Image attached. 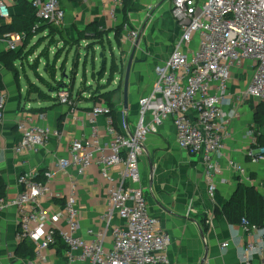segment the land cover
I'll list each match as a JSON object with an SVG mask.
<instances>
[{"label":"crops","instance_id":"1","mask_svg":"<svg viewBox=\"0 0 264 264\" xmlns=\"http://www.w3.org/2000/svg\"><path fill=\"white\" fill-rule=\"evenodd\" d=\"M131 1L142 10L130 12L123 0H61L65 21L61 28H56L64 32L65 38L49 25H42L31 33L25 32L26 4L30 5V0L13 3L10 19H0V75L4 86L0 92L7 97L5 121L0 134L1 193L8 202H13L24 190L17 182L19 176L55 172L50 183L51 193L43 200L44 208L50 216L62 211L67 198L75 190L82 213L80 235L88 237L87 231H104L108 247L112 245L113 229L121 224L117 217L111 224L105 218L109 212V190L112 185L102 179L97 165L84 174L75 169H69L64 174L58 172L57 165L61 159L68 157L74 141L89 140L94 133L103 146L111 141L112 136L108 131L110 115H93L94 108L102 106L98 105L100 102L105 107L106 100L113 104L116 132L124 135L135 132L139 122V101L151 93L158 79V68L165 66L181 37L180 27L172 14L173 0ZM197 1L201 4L206 0ZM125 16L128 17L125 27L140 34L135 41L129 38L125 27L121 40L117 39ZM92 25H97L96 31ZM20 36H25L16 51L21 58L6 66L2 55L10 52L7 40ZM47 36L57 37L55 47L58 49L68 47L70 51L66 54L72 59L78 54L87 58L96 51L101 53V60L107 61L106 47L117 53L111 63L109 59L106 62L102 79L98 77L96 80L93 76L88 81L85 77L77 85L75 72L70 87V79L62 74L65 79L62 87L76 98L73 111L59 102V91L44 90L43 85L34 82L24 69V55L21 53H27ZM101 38L104 42L100 41ZM18 61L22 62V74ZM113 67H116L114 71ZM72 68L69 69L72 71ZM128 69L126 108L124 86ZM241 76L243 73L240 70L232 73L230 109L235 106L237 95L244 90ZM99 82L102 88L98 93L80 89L83 85L87 87ZM103 95L104 99L99 97ZM255 108L256 104L251 102L237 104L232 113L229 138L225 141L222 154L216 158L221 172L215 176L217 191L214 198L208 193L201 157L192 156L179 148L171 119L165 120L157 132L147 135L139 159L141 188L151 215L160 220L161 228L169 237L168 259L171 264H245L248 244H257L259 234H250L242 224H231L223 216H216L241 183L255 188L264 197V162L253 163L249 157L256 138V130H253L257 114ZM24 121L51 132L48 143L37 154L18 155L15 152L19 142H16L17 136L21 138L17 126ZM146 123H151L150 116H147ZM262 131L260 134H264ZM234 165L243 167L250 181H244L241 174L232 169ZM122 170V167L113 169V178H119ZM18 223L17 207L10 206L0 211V264L65 263L66 248L62 241H57L45 252V263L37 260L35 250L32 256H27L23 242L16 241ZM58 226L66 228L65 222H60ZM253 253L249 256L253 263L264 261V254L260 251Z\"/></svg>","mask_w":264,"mask_h":264},{"label":"built area","instance_id":"2","mask_svg":"<svg viewBox=\"0 0 264 264\" xmlns=\"http://www.w3.org/2000/svg\"><path fill=\"white\" fill-rule=\"evenodd\" d=\"M19 1L0 0V19L9 20L11 6ZM30 3L38 19L33 31L47 24L63 26L65 11L61 0H30ZM172 14L181 37L165 66L158 68V79L151 93L139 101L135 132L132 135L116 132L110 118L108 131L112 139L108 144L101 145L96 133L89 140L74 141L68 157L57 165L58 172L64 174L69 169L84 174L97 165L102 179L112 185L105 218L108 224L116 217L121 221L112 231V245L107 246L104 231H87L88 237L80 235L82 213L75 190L63 210L50 216L43 200L51 193L53 171L43 173L41 179L40 173H25L17 180L24 190L15 201L0 197V211L17 207L16 241L32 243L38 261L45 263V252L60 240L66 248L64 264H171L169 237L161 228L160 220L150 213L139 171L147 135L157 132L167 119L175 126L179 148L201 157L209 196L215 197V176L221 172L216 158L222 154L229 138L236 105L248 99L264 103V0H206L201 4L197 0H173ZM139 35L128 30L131 40L135 41ZM24 38L8 39V50L16 52ZM247 65L254 71H247ZM234 70L249 75L250 80L230 109L229 86ZM57 98L61 104L75 110L76 98L69 90L60 89ZM6 103V95L0 92V134ZM109 113L104 106H97L93 111L95 117ZM147 116L151 118L150 124L146 123ZM17 128L21 135L15 147L18 155L37 154L51 136L49 129L27 121L19 123ZM249 157L253 163L264 162V147L252 149ZM117 167L123 170L119 178L114 179L112 170ZM232 169L237 170L244 181H250L243 167L234 165ZM60 222H65L66 228L59 227ZM242 225L248 233L259 234L257 244H248L245 255V264H257L249 256L256 251L264 254V232L246 220Z\"/></svg>","mask_w":264,"mask_h":264},{"label":"rangeland","instance_id":"3","mask_svg":"<svg viewBox=\"0 0 264 264\" xmlns=\"http://www.w3.org/2000/svg\"><path fill=\"white\" fill-rule=\"evenodd\" d=\"M56 40V36H47L45 38H42L38 43L34 44L27 53H21L24 55V57L22 56L25 67L24 69L27 70L28 75H31L33 81H36L39 86L43 85L44 87L42 86V88L46 91L53 90L58 92L59 89L65 85V79L62 78L63 73L64 76H66L65 78L70 79V87L74 79L73 76L75 75V72H77V85H79L81 79L85 77L88 81L92 80L93 76L96 80L98 79V77L100 79L104 78L106 72V62H108L109 59L111 63L117 54L114 49L110 50L108 47H106L105 53L107 55V61L101 60L99 56L101 53H98L96 51H94L93 54L88 56L87 58L83 54L80 56L78 53H76L78 54L76 55L77 57L75 56L72 59V57H69L66 54V52L70 51V49L68 50V47L64 46L60 49L55 47ZM100 41L102 42L103 39L101 38ZM52 47H55L56 49H53ZM64 54H66V57H64ZM18 63L19 69L22 74V62L18 61ZM72 63L74 64L73 66H71ZM103 63L105 64V66L103 65ZM43 64L46 65L44 66ZM29 68L34 69H31V74L29 73ZM69 68H72V71ZM45 69L47 70V74L45 73ZM115 69L116 67H113V70ZM67 70L68 73H66ZM246 70L249 72L254 71V69L248 65L246 66ZM36 75L39 76V78H37ZM249 80V75H243L240 77L243 88L246 87ZM33 88L36 89L37 87L34 86ZM101 88L102 87L100 85V82L87 87L85 85L80 87V89H83V91H91V93H97ZM247 102L254 103V105L256 104L255 109L257 112V108L261 103L253 99H248L240 103L239 105H244ZM98 105H102L105 107V104H103L102 102L98 103ZM253 130H256V133L253 131L256 135V144H254L252 148H256V146L258 145V136L260 135L261 130H263L262 133H264V127L260 129V131L257 128H253Z\"/></svg>","mask_w":264,"mask_h":264},{"label":"trees","instance_id":"4","mask_svg":"<svg viewBox=\"0 0 264 264\" xmlns=\"http://www.w3.org/2000/svg\"><path fill=\"white\" fill-rule=\"evenodd\" d=\"M21 1L22 0H20L19 3H21ZM123 3L129 8L130 12H139L142 10V7L135 5L131 0H123ZM26 16H27V21L25 23V32L29 31L31 33L34 27L36 26V24L38 23V19L36 17V11L34 10L31 4L30 5L26 4ZM126 24H128L127 16H125L124 23L119 28L120 32L117 35L118 41L121 40L122 30L126 26ZM49 27H51L52 30L58 31L60 36L64 37V32H62V30H59L54 25H49ZM92 28L96 31L97 25H92ZM80 36L82 37V35ZM19 58H20V54L18 52H7L6 54L2 55L3 63L6 66H9ZM63 88L64 87H61L60 89ZM3 89L4 86L0 75V91H2ZM99 97H102L104 99L105 95ZM105 102L107 103V108L110 110L109 115L112 119L113 126L115 130H117L116 112L115 110H113V104L108 100H106ZM263 127H264V103H261L257 108V114L255 117V128H257L260 131V129H262ZM19 139L20 138L17 136L16 142H18ZM257 141H258V145L256 146V148L264 147V134H260L258 136ZM39 177L41 179L43 177V173H40ZM0 197L4 199L6 197L4 194L1 193V190H0ZM217 213L218 214H216V216L218 218L220 216H223L231 224H242V221L246 220L250 225H255L258 228H260L262 231L264 230V197L259 192H257L255 188L247 186L243 183L238 185L230 201H228L223 206L221 211H217ZM23 246L25 247L26 255L32 256L34 253V245L28 241H24Z\"/></svg>","mask_w":264,"mask_h":264},{"label":"water","instance_id":"5","mask_svg":"<svg viewBox=\"0 0 264 264\" xmlns=\"http://www.w3.org/2000/svg\"><path fill=\"white\" fill-rule=\"evenodd\" d=\"M133 59V56L131 57V60ZM103 65L105 66V64L103 63ZM129 72L130 70L128 69L127 74H126V78H125V86H124V99H125V105L127 108V99H128V80H129Z\"/></svg>","mask_w":264,"mask_h":264}]
</instances>
